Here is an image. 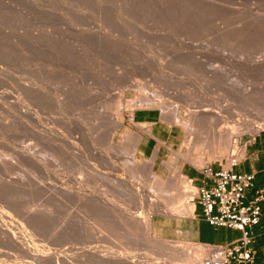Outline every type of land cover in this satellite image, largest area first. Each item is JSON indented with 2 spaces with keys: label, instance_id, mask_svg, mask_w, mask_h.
<instances>
[{
  "label": "rangeland",
  "instance_id": "rangeland-1",
  "mask_svg": "<svg viewBox=\"0 0 264 264\" xmlns=\"http://www.w3.org/2000/svg\"><path fill=\"white\" fill-rule=\"evenodd\" d=\"M168 109H178L175 118ZM138 110H157L174 130L154 175L145 161L158 148L151 159L136 156V135L148 126L134 121ZM117 114L124 125L110 146ZM235 119L257 132L242 133ZM262 131L264 0H0V216L39 251L77 264L120 254L197 263L208 246L152 233L184 249L172 258L139 226L184 206L187 189L168 162L229 169ZM196 156L204 161L185 159ZM4 238L0 264H47Z\"/></svg>",
  "mask_w": 264,
  "mask_h": 264
},
{
  "label": "crops",
  "instance_id": "crops-1",
  "mask_svg": "<svg viewBox=\"0 0 264 264\" xmlns=\"http://www.w3.org/2000/svg\"><path fill=\"white\" fill-rule=\"evenodd\" d=\"M133 119L139 124H148L144 131H141L142 139L136 149V156L153 158L158 160L169 148L174 146L173 128L161 121L157 110H138L133 114ZM214 172H219L223 165L209 166ZM235 174H253V186L245 193V203H249L255 197L258 190L264 188V131L257 133L244 145L240 158L232 161L229 168ZM182 174L186 176L194 190L200 188H211L215 185L212 178L203 174V169H197L187 164L181 168ZM194 210L192 216L153 215L152 233L160 238L169 240L193 242L204 246H226L239 240L242 232L229 227H219L211 225L205 218L203 208L196 200L193 202ZM252 243L250 249L255 256L257 264H264V207L263 215L259 223L250 229ZM202 259V258H201Z\"/></svg>",
  "mask_w": 264,
  "mask_h": 264
},
{
  "label": "built area",
  "instance_id": "built-area-1",
  "mask_svg": "<svg viewBox=\"0 0 264 264\" xmlns=\"http://www.w3.org/2000/svg\"><path fill=\"white\" fill-rule=\"evenodd\" d=\"M202 172L212 178L215 185L195 190L192 202L199 201L211 225L239 230L242 236L226 246L209 245V252L195 264H257L250 249V229L263 215L264 188L256 192L252 201L245 203V193L253 186V174L238 175L223 168L214 172L209 166Z\"/></svg>",
  "mask_w": 264,
  "mask_h": 264
},
{
  "label": "bare ground",
  "instance_id": "bare-ground-1",
  "mask_svg": "<svg viewBox=\"0 0 264 264\" xmlns=\"http://www.w3.org/2000/svg\"><path fill=\"white\" fill-rule=\"evenodd\" d=\"M143 108V107H142ZM147 108V107H146ZM171 108V107H170ZM174 108V107H173ZM164 110V109H163ZM167 110V109H166ZM171 110V109H170ZM177 110L178 109H176L174 112V114L172 113V111L173 110H171V112L169 111V109H168V111L170 112V115H169V117H171L172 115H175V116H172L173 118H175L176 117V114H177ZM198 111H200V110H198ZM164 112H165V110H164ZM10 113H12V112H10ZM133 113V112H132ZM167 115H168V113H167V111L165 112ZM195 113H197V112H194V114L193 115H195ZM201 114H205V113H207V111H201L200 112ZM191 114V113H190ZM167 115H166V117H167ZM7 116V115H6ZM16 117V116H15ZM164 117H165V115H164ZM171 117V118H172ZM170 119V118H169ZM16 120V119H15ZM176 120V119H175ZM178 121V120H177ZM10 122V121H9ZM234 125L235 126H237V129H241L240 131H242V133H248V132H250V133H256L257 132V130L256 129H252L251 128V124H249V121L247 120V119H235L234 120ZM178 124H181V123H178ZM124 125V117L121 115V114H117L116 115V117H115V128L113 129V131H112V133H110V138H109V142H110V146H112V143H113V141H114V137H115V134L118 132V130L120 129V128H122V126ZM182 125H184L183 123H182ZM184 127V126H183ZM188 134V136L186 137L187 138V145H191L192 143H193V141H194V138H193V136H192V133H190V132H187ZM238 133H240V132H238ZM242 133H240L239 135H243ZM237 135V134H236ZM140 141H141V137L137 134L136 135V141H135V146H137L139 143H140ZM60 145V144H59ZM233 147L236 149L237 148V141H235L234 140V142H233ZM136 148V147H135ZM225 149H229L228 147L227 148H225ZM136 150V149H135ZM226 151V150H225ZM224 151V153H225V155H228L226 152ZM223 153V152H222ZM221 153V151H214L212 154H213V157H215V158H218V159H220V158H222V157H224L225 155H224V153L222 154ZM224 155V156H223ZM186 156H188V155H186ZM182 157H183V155H182ZM190 157V156H189ZM186 158L185 157V159H187L189 162L191 161V163H192V161L194 162V163H196V162H199V163H202L203 161H204V157L203 156H196L195 157V159L194 158H192V159H190V158ZM145 165H146V167L148 168L146 171H149V173H153V175H154V172H153V168H154V159L152 160L151 159V161H148V162H146L145 161ZM122 164V163H121ZM230 164V163H229ZM232 164V163H231ZM230 164V165H231ZM144 165V164H143ZM142 165V166H143ZM168 165H169V167H170V169L171 170H173L174 172H173V178L174 179H176L177 181H179V183H181L182 185V187H184L185 189H187L188 190V188L190 187L189 186V184H190V180L186 177V176H184L183 174H182V171H181V168H182V166H180V167H178L177 166V159L176 158H171L170 159V161L168 162ZM121 166V165H120ZM140 166V165H139ZM228 166V165H227ZM144 167V166H143ZM145 167V168H146ZM117 168V167H116ZM118 169V168H117ZM125 169V168H124ZM127 175V174H126ZM152 174H150V176H151ZM112 178V177H111ZM122 179V178H121ZM121 179H120V181H121ZM116 180V179H115ZM119 179H117V181H118ZM111 181V180H110ZM122 182V181H121ZM113 183V182H112ZM116 183V182H115ZM120 183V182H119ZM118 183V184H119ZM116 185V184H115ZM181 187V188H182ZM183 188V189H184ZM183 191L184 192V195H183V199L182 200H184L183 201V204H184V206H182L183 204L181 203V206L183 207V208H181V207H179L178 209H176V211L177 212H174V213H172L173 214V216H183L184 214H186L187 216H192V213H193V210H194V205H193V203H191V200L190 199H192V194L189 192V191ZM180 196V195H179ZM182 198V197H181ZM179 200H181V199H179ZM182 202V201H181ZM156 205H158V207L159 208H161V207H163L162 209L164 210V211H166V212H169V210L166 208V205L164 206H161V204L159 203V202H157L156 203ZM114 206V205H113ZM169 208V207H168ZM181 208V209H180ZM115 209V208H114ZM144 209V208H143ZM167 209V210H166ZM152 209L151 208H148L147 209V212L148 211H151ZM112 211V210H111ZM110 211V212H111ZM3 212V211H2ZM5 212V211H4ZM9 214V213H8ZM2 215V214H1ZM5 215V214H4ZM2 216H0V234H2L3 235V237H5L4 239H7L10 243H11V246L13 245V247L15 246L16 248H18L19 250H20V252H23V253H25V255L24 254H21V255H24L25 257H29L30 259H34V260H41V261H45L47 264H67V263H72V264H77V263H73L72 261V257H68V255H67V259L66 258H64L63 257V254H61L60 256L58 255L59 253L57 252V254L56 253H52V252H48V253H43V252H41V251H39L36 247H34V246H31L30 245V243L32 242H28L27 241V239H28V236L25 238V234H23L22 236H18V235H20L21 233L19 232V234L17 235V233H14V231H15V229H14V231H12V229L11 228H13V227H11V226H14L13 224L11 225V222H9V224L10 225H8L6 222L7 221H4L3 220V218H5V217H2ZM7 218V217H6ZM12 219V218H11ZM10 219V220H11ZM141 220V219H140ZM14 221H16V220H14ZM142 222H140V225L139 226H141L142 227V231H143V235L145 236V238L147 239V240H149V242L152 244V243H155L154 245L156 246V244L159 242V244H162L165 248H166V254L167 255H171L172 256V258L174 257L173 256V254H175L174 253V251H175V248H180V249H183L181 246H179L178 244H176V245H174V249L172 250V249H169L168 248V242L167 241H165V240H157V239H155V238H153V236H152V221L149 219V220H141ZM18 222V221H17ZM20 222V221H19ZM15 223V222H14ZM18 226L20 225V224H17ZM16 227V226H15ZM23 227V226H22ZM19 228H21V227H18V229ZM24 228V227H23ZM18 229H17V231H18ZM22 229V228H21ZM20 229V230H21ZM23 232H24V230H22ZM3 239V238H2ZM2 242V241H1ZM167 242V243H166ZM179 244H181V243H179ZM9 247V246H8ZM14 247V248H15ZM77 247V246H76ZM79 247V246H78ZM72 248V247H71ZM84 248V247H83ZM82 248V249H83ZM90 248V247H89ZM91 248H92V246H91ZM91 248L90 249H88V248H86V249H88V251L89 250H91ZM95 248V247H94ZM18 249L16 250V249H12V251L14 250V252L15 251H18ZM74 249H76V248H74ZM2 250V249H1ZM4 250V249H3ZM9 250H10V247H9ZM72 250V249H71ZM85 250V249H84ZM83 250V251H84ZM184 250V249H183ZM182 250V251H183ZM198 250V249H197ZM7 251V250H6ZM73 251V250H72ZM86 251V250H85ZM84 251V252H85ZM91 251H94V250H91ZM178 251V250H177ZM177 251H175V252H177ZM187 251V250H186ZM3 252V251H2ZM76 252H77V250L74 252V254H76ZM79 252V251H78ZM197 252V251H196ZM208 252V251H207ZM8 253H9V251H8ZM11 253V252H10ZM9 253V254H10ZM19 253V252H18ZM65 253V252H64ZM69 253V252H68ZM82 253V252H81ZM87 254H85V256L87 257V255H89V253L88 252H86ZM179 254H180V252H178ZM182 253V252H181ZM66 254V253H65ZM72 254V253H71ZM73 254V255H74ZM102 254V253H101ZM130 254V253H129ZM1 255H2V253H1ZM17 255V254H16ZM79 255H80V252H79ZM78 255V253H77V258H79V257H81V256H79ZM84 255V254H83ZM93 255H95V254H93ZM105 255V254H104ZM110 255V254H109ZM125 255V254H124ZM135 255V254H134ZM180 255H182L183 256V254H180ZM4 256H7V255H5L4 254ZM11 256V255H10ZM12 256H14L13 254H12ZM19 256V255H18ZM17 256V257H18ZM65 256V255H64ZM71 256V255H70ZM75 256V255H74ZM101 256V255H100ZM106 256V255H105ZM128 256V255H127ZM141 256V255H140ZM170 256V257H171ZM175 256H176V254H175ZM185 256H188V255H186V253H185ZM196 256V255H195ZM202 256V255H201ZM8 257H9V255H8ZM76 257V256H75ZM136 257V256H135ZM142 257V256H141ZM140 257V258H141ZM177 257H179V255H177ZM2 258V257H1ZM6 258V257H5ZM19 258V257H18ZM24 258V257H23ZM68 258H70L72 261H69L70 259H68ZM77 258H75V259H77ZM84 258V257H83ZM182 258V257H181ZM28 259V258H27ZM74 259V258H73ZM80 259H82V258H80ZM133 259V258H132ZM136 259V258H135ZM142 259V258H141ZM148 259V258H147ZM186 259V258H185ZM188 259H190L189 258V256H188ZM2 260V259H1ZM29 260V259H28ZM78 260V259H77ZM97 260H98V263H100V264H145L144 262H140L139 260H129V258H125L122 254H120V255H114V256H110V258L109 257H102V258H97ZM182 260V259H181ZM187 260V259H186ZM186 260H184V263H186ZM192 260V259H191ZM19 261V260H18ZM31 262L33 261V260H30ZM29 261V262H30ZM68 261V262H67ZM79 261V260H78ZM143 261V260H142ZM189 261V260H188ZM2 261H0V263H1ZM36 261H34V262H32V263H35ZM38 262V261H37ZM40 262V261H39ZM38 262V263H39ZM74 262H75V260H74ZM77 262V261H76ZM149 262V261H148ZM9 263V262H8ZM15 263H17V262H15ZM40 263H42V262H40ZM70 263V264H71ZM147 263V262H146ZM150 263H152V262H150ZM157 263V262H156ZM187 263H189V262H187ZM186 263V264H187ZM5 264V263H4ZM19 264H22V263H20L19 262ZM24 264V263H23ZM44 264V263H43ZM153 264V263H152Z\"/></svg>",
  "mask_w": 264,
  "mask_h": 264
}]
</instances>
